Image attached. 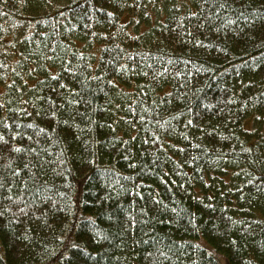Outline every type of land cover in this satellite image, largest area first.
Returning a JSON list of instances; mask_svg holds the SVG:
<instances>
[{"label": "trees", "instance_id": "1", "mask_svg": "<svg viewBox=\"0 0 264 264\" xmlns=\"http://www.w3.org/2000/svg\"><path fill=\"white\" fill-rule=\"evenodd\" d=\"M264 264V0H0V264Z\"/></svg>", "mask_w": 264, "mask_h": 264}, {"label": "rangeland", "instance_id": "2", "mask_svg": "<svg viewBox=\"0 0 264 264\" xmlns=\"http://www.w3.org/2000/svg\"><path fill=\"white\" fill-rule=\"evenodd\" d=\"M221 262H222V264H226V262H225V261H222V260H221Z\"/></svg>", "mask_w": 264, "mask_h": 264}]
</instances>
